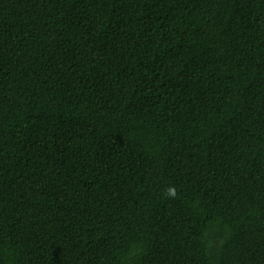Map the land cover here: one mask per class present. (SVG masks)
<instances>
[{
	"label": "trees",
	"instance_id": "trees-1",
	"mask_svg": "<svg viewBox=\"0 0 264 264\" xmlns=\"http://www.w3.org/2000/svg\"><path fill=\"white\" fill-rule=\"evenodd\" d=\"M0 264H264V0H0Z\"/></svg>",
	"mask_w": 264,
	"mask_h": 264
},
{
	"label": "clouds",
	"instance_id": "clouds-1",
	"mask_svg": "<svg viewBox=\"0 0 264 264\" xmlns=\"http://www.w3.org/2000/svg\"><path fill=\"white\" fill-rule=\"evenodd\" d=\"M167 195H168L169 197H175V195H176V190H175V188H169V189H167Z\"/></svg>",
	"mask_w": 264,
	"mask_h": 264
}]
</instances>
